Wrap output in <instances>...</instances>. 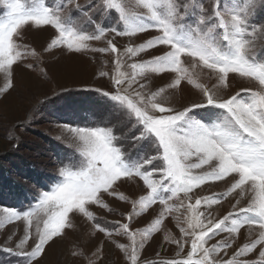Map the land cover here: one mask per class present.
<instances>
[{"label": "snow or ice", "instance_id": "1", "mask_svg": "<svg viewBox=\"0 0 264 264\" xmlns=\"http://www.w3.org/2000/svg\"><path fill=\"white\" fill-rule=\"evenodd\" d=\"M73 6L88 24L96 23L94 12L115 23L88 30L73 19ZM0 7L6 10L0 17V73L5 77L0 94L14 87L13 66L36 55L17 43L23 30L50 27L54 35L46 51L61 48L69 53L112 55V73H98L110 80L111 90L95 91L112 102L113 112L134 121L132 126L139 128L135 141H149L155 148V154L129 158L110 127L61 125L68 134V146L75 148L80 159L60 167L61 179L50 191L41 192L29 210H2L0 228L24 222L15 248L5 250L24 257L25 264H34L46 245L71 227L70 214L75 213L93 222L95 230L109 239L125 237L128 244L114 242L115 246L128 264H143L141 250L160 231L164 220L183 208V219L176 218L180 239L165 235L166 242L176 244L177 259L154 264H264V58L256 51L258 44L264 47V25L252 23L257 9H264V0H215L211 10L197 0H99L91 8L76 0H59L54 7L46 6L44 0H32L27 6L23 0H0ZM150 31L156 35L139 45L129 44L123 51L114 43V37L132 38ZM109 33L114 34L113 39H107ZM93 41H103L106 46L94 47ZM149 51L154 52L150 59H135ZM128 60L133 62L126 63ZM204 70L215 81L211 87L199 82ZM150 74L172 75L165 87L144 92L147 85L140 81ZM230 74L255 82L257 89H241L228 97L218 95L219 90L229 88ZM182 82L193 86L203 99L177 110L168 103L166 92L179 90ZM134 85L139 90H134ZM204 108L221 110L215 122L209 124L190 115ZM134 178L143 181L147 193L130 201L133 211L124 217L127 222L116 221L112 229L96 223L90 206L111 211L104 194L129 202L116 188L118 182ZM228 179L232 182L224 192L191 202L189 194L195 189ZM247 193H251L248 202L241 206ZM229 197L235 199L232 210L219 219L212 218L208 210ZM173 199L180 202L170 204ZM155 204L161 208L150 227L133 230V217ZM245 228L249 237L256 231V238L228 257V249ZM221 234L226 236L208 246ZM30 241L33 245L28 251ZM189 244L187 256L182 257ZM252 253H258L257 258L244 259ZM100 259L102 256H97L90 264H98Z\"/></svg>", "mask_w": 264, "mask_h": 264}, {"label": "rangeland", "instance_id": "2", "mask_svg": "<svg viewBox=\"0 0 264 264\" xmlns=\"http://www.w3.org/2000/svg\"><path fill=\"white\" fill-rule=\"evenodd\" d=\"M30 5L32 0H23ZM80 5L91 8L99 0H76ZM183 2V0H181ZM215 0H197L204 7L211 10ZM231 0H222V3H230ZM46 6L54 7L59 0H44ZM134 3V0H130ZM5 9L0 7V17L5 14ZM72 16L78 23L83 24L88 30H93L97 25L110 26L114 20L104 17L99 12L93 13L95 24H88L86 18L75 11L73 6ZM252 23L264 25V9H257ZM54 30L50 27L35 29L26 27L22 36L17 39L20 45H26L36 52L35 57L28 56L13 66L14 87L7 93L0 94V216L4 208H12L17 211H27L34 206L37 198L43 191H50L51 187L61 177L58 174L60 167L78 162L80 157L75 148L68 146V134L63 132L61 125L65 123L90 124L110 127L118 137L116 143L121 146L129 158H137L148 154H155V148L149 141H135L134 136L139 134V128H134V121H128L127 117L117 115L110 108L112 102L103 97L95 89L111 90V82L107 77L100 78L98 73L113 71L112 55L100 53H69L65 49L46 51ZM154 31L139 34L137 37H114L109 33L107 39H113L117 47L123 51L129 44L139 45L151 36ZM94 47H104L101 42H91ZM258 57L264 58V47L257 45ZM153 51H149L135 58L147 60L152 57ZM128 60L126 63H132ZM31 65V67H29ZM125 71L130 69L125 68ZM172 74L149 75L140 82L147 85L144 92L156 91L165 87ZM199 82L209 87L215 82L207 70L199 75ZM5 77L0 73V88L4 86ZM255 82L242 79L235 74L229 76V88L219 90L218 95L228 97L240 92L241 89H257ZM134 90H139L134 85ZM168 103L177 110H182L193 103H199L203 97L193 86L182 82L179 90L166 92ZM221 110L214 108L195 109V119L206 123L216 121V114ZM151 167V166H148ZM231 179L211 182L194 190L189 195L191 202L200 197L211 196L224 192L231 184ZM116 191L123 194L127 201H120L115 196L104 194V202L109 210L93 205L90 210L96 217V223L112 229L115 222H127L124 217L133 211L130 201L138 200L146 195L147 189L139 178L122 180L118 182ZM241 200V206H246L248 197ZM183 199V193L180 194ZM180 201L173 199L170 204H178ZM187 203V201H185ZM235 203L233 197H229L221 204L215 205L210 211L214 219H219L231 211V205ZM161 206L155 204L147 212L134 216L131 222L133 230H143L150 227L151 222L157 217ZM205 211V209H201ZM186 209H180L169 215L155 232L144 249L140 252L143 264H154L158 260L177 259L176 244L165 241V235L180 239L177 217L182 220ZM43 213L40 214L42 226ZM71 227L64 229L61 236L55 237L46 245V250L34 264H90L96 262L97 256H102L98 264H128L124 254L115 246L114 242L128 244L125 237L113 236L107 238L104 233L98 232L93 222L86 220L79 214H70ZM36 224V220H33ZM24 222L16 221L0 228V264H25V258L9 252L5 249H14L18 239L23 235ZM226 234H221L209 241V245L215 244ZM11 238V239H10ZM256 238V231L249 237L248 229H241L233 247L228 249L230 257L236 249ZM33 241L29 242L26 250L30 251ZM99 250V251H98ZM190 244L186 245L181 253L187 256ZM159 254V255H157ZM258 253L249 254L244 259L254 260ZM225 257V258H228Z\"/></svg>", "mask_w": 264, "mask_h": 264}]
</instances>
